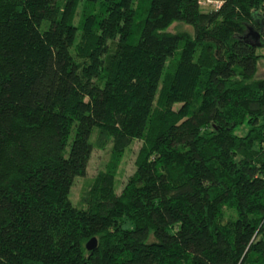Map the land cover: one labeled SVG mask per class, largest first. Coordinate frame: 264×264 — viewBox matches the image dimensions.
Returning <instances> with one entry per match:
<instances>
[{
  "label": "trees",
  "instance_id": "1",
  "mask_svg": "<svg viewBox=\"0 0 264 264\" xmlns=\"http://www.w3.org/2000/svg\"><path fill=\"white\" fill-rule=\"evenodd\" d=\"M198 1L0 0V264H264V0Z\"/></svg>",
  "mask_w": 264,
  "mask_h": 264
},
{
  "label": "rangeland",
  "instance_id": "2",
  "mask_svg": "<svg viewBox=\"0 0 264 264\" xmlns=\"http://www.w3.org/2000/svg\"><path fill=\"white\" fill-rule=\"evenodd\" d=\"M200 1H204V0H200ZM210 1H217V0H210ZM199 7V11L202 13H206L210 10H212L211 7L209 6H198ZM168 31H174L173 27H170L168 29ZM255 54L260 56L261 59L257 64V70H256V74H255V78H264V46L262 47H258L255 49ZM244 126V124L242 126H239L238 128L235 129L234 134L241 136L244 134V130L242 129V127ZM137 144L134 143L132 145V149L129 153L126 154L123 164L120 167V175L118 177L114 178V187H116V189H118V187H120L121 182L131 174L132 172V159H133V151L136 149ZM103 159V154H101L100 152L97 151H93L87 166H86V170H85V178H89L92 177L96 171L99 168L100 162ZM116 178H117V183H116ZM80 185H81V180H74V183L69 191V199L72 203H75L77 197H78V192L80 189Z\"/></svg>",
  "mask_w": 264,
  "mask_h": 264
},
{
  "label": "water",
  "instance_id": "3",
  "mask_svg": "<svg viewBox=\"0 0 264 264\" xmlns=\"http://www.w3.org/2000/svg\"><path fill=\"white\" fill-rule=\"evenodd\" d=\"M259 17L258 24L260 25V29L258 32L252 30V28H247V33L245 37H249L251 40V44L258 48L260 44L258 43L259 35L260 33H263L264 35V3L261 8L260 14L257 15ZM96 240L94 238H90L84 245V248L86 251H92L95 248Z\"/></svg>",
  "mask_w": 264,
  "mask_h": 264
},
{
  "label": "built area",
  "instance_id": "4",
  "mask_svg": "<svg viewBox=\"0 0 264 264\" xmlns=\"http://www.w3.org/2000/svg\"><path fill=\"white\" fill-rule=\"evenodd\" d=\"M199 5H208L213 9H217L219 7V2L217 1H210V0H204V1H198Z\"/></svg>",
  "mask_w": 264,
  "mask_h": 264
}]
</instances>
